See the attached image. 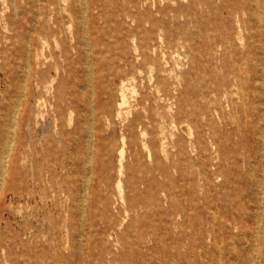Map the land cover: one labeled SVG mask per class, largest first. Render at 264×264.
Returning a JSON list of instances; mask_svg holds the SVG:
<instances>
[{
    "label": "rangeland",
    "instance_id": "374dc122",
    "mask_svg": "<svg viewBox=\"0 0 264 264\" xmlns=\"http://www.w3.org/2000/svg\"><path fill=\"white\" fill-rule=\"evenodd\" d=\"M68 3L72 11H63L64 26L78 35L82 18L98 14L89 10L86 1ZM36 6L42 3L0 0L2 113L22 95L27 74L36 71L37 57L42 69L45 61L55 60L51 53L57 59L62 50V33L56 39L30 30ZM145 10L152 19L142 31L135 19H124V47L135 62L134 46L147 33H155V21H162L173 40L181 41L164 51L169 66L181 77L177 96L183 113L174 118L164 109L158 111L147 86L152 65L147 60L130 99L131 118L141 115L145 120L152 115L163 125L164 140H157L152 159L142 162L131 155L136 148L127 145L124 202L116 191L119 158L115 155L111 188L101 192L114 204L99 203L93 226L84 217L88 174L76 182L74 175L68 177L60 170L54 184H39L31 166L19 161L17 171L24 179L12 182L18 191L6 190L0 176V264H252L254 256L264 252V0H171ZM181 10L184 15H175ZM100 25L103 22L97 20L89 28L97 31ZM111 68L106 72L117 69ZM83 82L88 96V82ZM120 82L117 78L96 82L97 95L114 108ZM36 84L33 95L44 96L36 111L49 117L53 94L38 90ZM212 86L230 95H221L216 102L217 96L206 95ZM210 101L213 111L207 117L204 112ZM79 102L85 104L84 99ZM120 134L119 127L118 139ZM158 163L163 171L157 170ZM133 175L147 178L149 186L132 187Z\"/></svg>",
    "mask_w": 264,
    "mask_h": 264
},
{
    "label": "bare ground",
    "instance_id": "6f19581e",
    "mask_svg": "<svg viewBox=\"0 0 264 264\" xmlns=\"http://www.w3.org/2000/svg\"><path fill=\"white\" fill-rule=\"evenodd\" d=\"M38 1L42 6H36V19L30 30L34 34L43 32L46 36H54L56 39L58 34L62 33L64 35L62 50L57 59L56 55L51 53L49 57L55 60L45 61V68L42 69L40 66L43 63L38 56L36 71L27 74L22 95L13 100L9 107L4 106V113L0 112V176L6 190L18 191V187L12 182H22L24 179L22 173L17 171L19 161L31 166L33 178L39 184L46 181L54 184V178H57L60 170H65L68 177L74 175L76 182L82 180L83 174H88L84 192V217H88L93 226L98 217L99 203L109 206L114 204L110 197H102L101 192L105 188V190L111 188L113 171L116 169L113 162L115 155L119 158L116 191L124 202L123 176L127 145L136 148V153L131 155L138 162H142L144 158L152 159V145L157 140L161 142L164 140L163 125L152 115L144 116L145 120L141 115L131 118L133 109L130 99L136 93V82L147 60L152 64L147 86L149 94L155 95L154 101L157 103L158 111L164 109L174 118L183 113V104L179 102L177 96L179 95L177 86L182 84L181 77L169 66L164 51V47L172 50L181 44V41L173 40L171 33L166 32L162 21H155V33H147V38L145 36L144 40L134 46L136 56L134 62L129 59L128 49L124 47L126 38L122 34L124 19H135L138 22V31H142L145 23L152 19V13L143 9L147 6L153 8L171 0H78L89 3V10L98 14L82 18L83 28H80L81 33L78 35H73L71 28L66 31L64 26L63 11H72L68 0ZM62 1L66 3V7H62ZM84 6L86 7V4ZM15 8L18 12L17 5ZM52 13H56L55 17ZM178 14L185 13L181 10L175 15ZM97 20L103 22L104 26L100 25L97 31H93L89 25ZM113 24L116 25L114 29L111 28ZM33 39L31 47L34 45ZM56 43L59 47L58 40ZM111 67L117 69L107 73L106 70L112 69ZM115 78L121 82L119 101L114 108L111 101L103 100L101 95H97L96 82ZM83 79L88 82L87 87L90 89L88 96L84 92ZM144 80L139 81L143 83ZM238 81L241 83L242 79L239 77ZM33 82L37 83L38 90L53 94V101L50 104L52 113L49 111V117H45L41 111H36L37 107H42L44 96L33 95ZM67 85H71L70 90H66ZM206 95L217 96L215 100L218 102L222 98L221 95H230V92L212 86ZM81 99L85 100L84 105L79 102ZM211 102L204 112L207 117L212 115ZM252 107L254 118L257 115L256 104L253 103ZM81 113H84L85 117ZM157 166L158 171H163L160 163ZM140 169L145 173L143 166ZM55 182L57 185V181ZM129 182L135 188L150 184L147 178L142 177L138 180L134 175ZM262 186L264 192V183ZM130 204L134 206L133 202ZM49 217L51 218V215ZM252 264H264V252L260 251L254 256Z\"/></svg>",
    "mask_w": 264,
    "mask_h": 264
}]
</instances>
